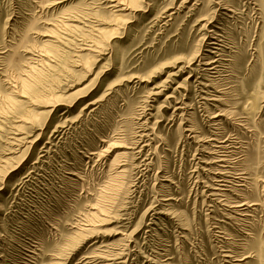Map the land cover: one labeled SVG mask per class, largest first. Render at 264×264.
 <instances>
[{
    "label": "rangeland",
    "instance_id": "rangeland-1",
    "mask_svg": "<svg viewBox=\"0 0 264 264\" xmlns=\"http://www.w3.org/2000/svg\"><path fill=\"white\" fill-rule=\"evenodd\" d=\"M109 1L0 0V264H264L260 0Z\"/></svg>",
    "mask_w": 264,
    "mask_h": 264
},
{
    "label": "bare ground",
    "instance_id": "bare-ground-1",
    "mask_svg": "<svg viewBox=\"0 0 264 264\" xmlns=\"http://www.w3.org/2000/svg\"><path fill=\"white\" fill-rule=\"evenodd\" d=\"M98 1V0H97ZM124 1H126V2H128L129 4H127L126 3V6L127 5H131V6H133V7H137V6H140V4L138 3V1L137 0H124ZM124 1H122V0H110L109 2H113V4H111L110 5V7H115V8H117V10L116 11H123V10H126V9H128L125 5H124ZM136 1V2H135ZM184 2H186V0H183ZM55 4V3H54ZM156 4V3H155ZM167 4V3H166ZM88 5V4H87ZM227 5V4H226ZM259 10H261V13H262V16H263V19H264V0H260L259 1ZM109 6V5H108ZM142 6V5H141ZM146 6H147V3H146ZM149 6V5H148ZM168 6H169V2H168ZM171 7H172V5H170ZM228 6V5H227ZM62 7H63V5H62ZM155 7V6H154ZM171 7H169V8H171ZM94 8V7H93ZM140 8V7H139ZM143 8V10L145 9L144 8V6L142 7ZM151 8V7H150ZM168 8V7H167ZM108 9V8H107ZM130 9V8H129ZM128 9V10H129ZM163 9V8H162ZM136 10H138V9H136ZM141 10V9H140ZM113 11V10H112ZM132 11V10H131ZM147 11V10H146ZM167 11V10H166ZM111 12V11H110ZM130 12V11H129ZM107 13V12H106ZM115 13V12H114ZM119 13V12H118ZM133 13H135V12H133ZM161 13V12H160ZM162 13H163V11H162ZM166 13V12H165ZM97 14H98V12H97ZM110 14V13H109ZM112 14V13H111ZM159 14V13H158ZM172 14V13H171ZM89 15V14H88ZM95 15V14H94ZM124 15V14H123ZM170 15V14H169ZM100 16V15H99ZM116 16V15H115ZM122 15H119V16H117V17H121ZM125 16V15H124ZM123 16V17H124ZM132 16V15H131ZM157 17H158V15H156ZM168 16V15H167ZM171 16H173V15H171ZM170 16V17H171ZM74 18V17H73ZM96 18H97V15H96ZM108 18V17H107ZM112 18V17H111ZM125 18V17H124ZM123 18V19H124ZM105 19V18H104ZM116 19H118V18H116ZM122 19V18H121ZM151 19L153 20V19H156V17L155 18H152L151 17ZM159 19V18H158ZM206 19V18H205ZM101 20V19H100ZM108 20V19H107ZM112 20V19H111ZM115 20V19H114ZM157 20V19H156ZM202 20V19H201ZM208 20H210L209 18H208ZM97 22H99V21H97ZM106 21H104V23H105ZM155 22V21H154ZM208 22V21H207ZM64 23V22H63ZM108 23V22H107ZM103 24V23H102ZM63 25V24H62ZM66 25H67V22H66ZM164 25V24H163ZM180 25V24H179ZM64 26V25H63ZM68 26H70V27H74V26H71V25H69L68 24ZM96 26V25H95ZM94 27V26H93ZM180 27V26H179ZM204 27V26H203ZM97 28H99V27H97ZM218 28V27H217ZM100 29V28H99ZM102 29V28H101ZM115 28H113V29H109V30H114ZM207 29V28H206ZM98 30V29H97ZM116 30H117V28H116ZM124 30V29H123ZM214 30V29H213ZM212 30V31H213ZM48 31V30H47ZM52 31V30H51ZM100 31V30H99ZM138 31V30H137ZM57 32V31H56ZM115 32V31H114ZM114 32H112V33H114ZM121 32H122V30H121ZM117 33V32H116ZM126 33V32H125ZM217 33V32H216ZM109 35H111V34H109ZM115 35V34H114ZM210 35V34H209ZM118 36V35H117ZM115 37V36H114ZM204 37V36H203ZM113 38V37H112ZM218 38V37H217ZM214 42V41H213ZM212 42V43H213ZM93 43V42H92ZM211 43V42H210ZM220 43V42H219ZM86 44V43H85ZM214 46V45H213ZM216 47V46H215ZM82 48V47H81ZM80 48V49H81ZM86 48H87V46H86ZM221 48V47H220ZM83 49H84V47H83ZM88 49H93V48H88ZM118 49V48H117ZM94 50V49H93ZM97 50V49H96ZM122 49H118L117 51L119 52V51H121ZM206 50V49H205ZM221 50V49H220ZM90 51V50H89ZM212 51H214V50H212ZM215 53V52H214ZM217 53V52H216ZM197 54V53H196ZM191 55V60L194 58V57H196V56H198V55ZM219 54V53H218ZM217 55V54H216ZM222 55V54H221ZM199 57H200V55H199ZM198 57V58H199ZM181 59H182V57H180ZM180 58H176V59H174L173 60V62L174 63H178V62H181V59ZM214 61V60H213ZM216 61V60H215ZM166 62V61H165ZM219 63V62H218ZM189 64V63H188ZM208 64H210V65H212L211 64V61L210 62H208L206 65H208ZM214 64V63H213ZM168 66H171V64H168V63H163V64H161V68L162 67H168ZM209 66V65H208ZM209 70L210 71H212V70H216V66L215 67H210L209 68ZM217 72V71H216ZM261 72H264V70H261ZM172 75H176V74H172ZM205 76V75H204ZM214 77H215V75H214ZM212 80V79H211ZM203 84V83H202ZM89 104H93V103H89ZM20 134V133H19ZM22 137V136H21ZM18 140V139H17ZM16 141V140H15ZM220 180V179H219ZM240 203V202H239ZM243 205V204H242ZM240 206V205H239ZM232 207V206H231ZM233 208V207H232ZM239 211V210H238ZM242 214V213H241ZM231 257V256H230ZM237 259V258H236ZM108 260V259H107ZM234 260V259H233ZM237 263V262H236ZM105 264H107V263H105Z\"/></svg>",
    "mask_w": 264,
    "mask_h": 264
}]
</instances>
